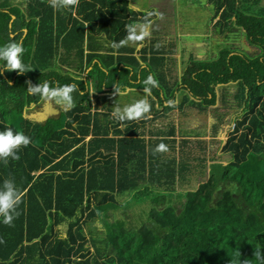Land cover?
I'll return each instance as SVG.
<instances>
[{
	"label": "trees",
	"instance_id": "trees-1",
	"mask_svg": "<svg viewBox=\"0 0 264 264\" xmlns=\"http://www.w3.org/2000/svg\"><path fill=\"white\" fill-rule=\"evenodd\" d=\"M128 1L79 0L77 6L59 11L47 0H26V8L0 2V36L20 42L23 32L11 38L15 31L10 32L9 24L15 16L12 28L18 23L28 30L22 60L31 69L0 72V131L11 127L31 137L29 146L20 148L19 160L0 162V186L14 178L24 192L12 226L0 218V264H243L246 259L259 264L254 251L260 248L264 254V8H253L261 0H210L215 4L210 24L219 17L213 26L216 35L227 43L243 32L249 49H224L211 61L198 63L184 79L193 96L188 94L180 107L189 105L200 114L216 105L215 88L224 85L227 94L222 91L220 108L237 114L222 150L229 155L227 161L205 152L198 157L186 148L187 138L179 147L164 140L147 144L138 134L144 121H156L163 102L175 96L164 74L153 75L164 85L165 96L151 88L158 99L151 101L152 118L119 122L111 115L103 84L110 87L119 78L122 85L135 87L137 77H130V70L116 67L106 74L96 65L93 73L100 76L95 77L98 86L91 99L82 91L80 78L64 75L54 65L55 59L79 66L84 59L91 65L95 58H104L108 69L116 62L110 55L133 52L112 47L126 36V25L138 22L139 14ZM106 59L112 61L108 66ZM126 60L136 73L137 61ZM149 75L142 71L138 88L143 89ZM29 81L76 85L75 106L43 124L30 120L27 110L42 101L27 92ZM230 83L236 93L226 100ZM92 100L96 110L103 104L107 112L93 114ZM161 144L166 150L156 151ZM185 171L195 176L188 180ZM197 175L202 183L194 190L186 188ZM127 196L150 200L146 221L135 227L116 215L122 208L117 199ZM60 226L68 228L65 238Z\"/></svg>",
	"mask_w": 264,
	"mask_h": 264
},
{
	"label": "crops",
	"instance_id": "crops-1",
	"mask_svg": "<svg viewBox=\"0 0 264 264\" xmlns=\"http://www.w3.org/2000/svg\"><path fill=\"white\" fill-rule=\"evenodd\" d=\"M14 1L15 0H11L10 2H8L5 0H0V2H8L10 7H13L15 5L19 6L22 4L21 7L26 8V6H24L23 3L24 0L18 1V3ZM160 1L162 3L157 2L153 4L154 6H152V8L156 10V13L153 10L146 12V13L152 12L156 14L150 17L151 18L150 20L152 21L150 27V35L147 38H145L143 43L140 45L129 44L124 46L128 49H133V52H127V53L121 52L120 54L115 53L113 55H110V56H114L116 60L113 68L105 69L104 64H106V61L104 58H95L91 65H89L86 59H84V61L79 66L78 65L75 66L71 61H67V63H61L60 59H55L54 65L55 66L58 65L59 67L63 68V72L65 73V75L71 76L73 79L80 78L84 82V86H85V90L82 89V91H86L85 92L86 94L90 93L91 99H94L93 95L96 91V87L98 86L97 82L95 83L94 81L96 80L95 79L96 76L93 73V70L96 65H98V67L103 71V73L106 74H108V71H110V69H116V67L119 69V71L121 70L123 71L126 68L127 70H130V77L132 76L137 77L135 81H132L133 83H135V87L129 88L126 85H122L120 83L119 78H117L116 82L110 87H107L105 83L103 84V90L107 94L106 96H109L111 98V100L109 101H110V105L113 107L117 104L121 106L126 104H131L140 99H146L151 106L154 102H157L158 99L154 96L152 92L150 94H146L143 91V89L137 87V85L140 84L142 71H148V73L152 76L156 73L164 74L167 78L168 86L174 87L176 89L175 96L172 98V101L163 102L164 103L163 111L159 114V117L156 121L149 123H147L149 120L144 121L145 126L143 125L138 130V134L143 136L141 138H143L147 144L151 139L160 140V141L164 140L168 142L165 143L166 145L175 143V145L179 147H181L183 140L187 138L188 140H190V143L188 144V146H186V148L189 151H191L193 154H196L198 157H202L203 152L209 155L210 152L214 150L216 146L219 145L217 149L219 155V153L222 152L223 147L229 137V134L232 131L230 130V127L231 126L232 128L234 127V120L237 118V114L234 113L233 109L220 108L222 107L221 106L222 97H225L222 91L226 93V91L223 88L224 85L219 84L215 88L216 99H217L216 105L214 107H211L206 114H200L194 108H190L189 105H187V107L184 109H181L180 107V104L188 97V94L190 96H193V93L186 88L187 85L184 83V79L188 73L193 72L194 69H198L197 67L198 63H203V62L205 63L211 61L213 58H216L217 54L222 52L224 49H229L232 46L236 45L237 43H235V41L239 39H241L240 40L241 44H244V46L246 47V49H244L243 47H241V49L243 51L246 50L248 51L249 45L246 40V35L243 32L240 34L239 32H237L235 34V38L229 39L227 43H225L226 41L224 42L220 39V35L219 36L217 35L216 41L220 45L216 49H214V47L212 49L208 47L207 50H200L198 49V47H204L205 45H211V44L207 40L200 41L201 37L198 36L197 34L191 32H185L184 27L180 25L179 22L172 25V22L168 20L169 19L168 12L169 11L172 12L173 10H171L170 6H164L166 2L165 0H160ZM128 2L130 9L134 10L139 14L136 16L138 22L142 21L145 12H143V8L139 4L140 3L143 4V2L139 0H129ZM10 3L12 5H10ZM209 4L211 5L212 3L209 1ZM259 7L264 8V6L261 5V2L257 6L258 10ZM15 19L16 17L12 16L9 24L10 32H12V30L15 31V34H13L11 38L13 39L16 36H19L21 32H23V36L20 40V42L23 43L24 38L28 33V30L23 28L22 25L19 27V24H17L16 29H13L12 27ZM218 19L219 17H217L212 22L211 28H213L214 24L218 21ZM179 34L183 38L180 41L177 40L178 38H180ZM174 35H177V38H173L172 36ZM20 37L21 36H19V38ZM102 39L105 40L106 36L102 35ZM189 39H192L191 43H187ZM197 40H199L198 46H196ZM257 53H259V50H257ZM235 54L238 53L237 52L231 53V56ZM85 55L86 56L88 55L87 51ZM104 55H109V54H104ZM120 58H125V59H120ZM128 58H134L135 61H137L138 71L136 73L133 69V66L131 67L130 65L131 63L129 62V60H126ZM106 60H107V66L110 65V63L112 62L111 59H106ZM1 62L2 61H0V64H2ZM151 63H153V66L151 65ZM81 66L82 68L79 69ZM101 76L104 77L103 75ZM115 86L126 88L128 89V92L124 95L118 96V94L115 93ZM226 87L229 92L226 100H232V98L236 93V87H234V83H230ZM157 89H158V93L160 94V97L164 98L165 96L164 85L159 84L157 86ZM136 91L140 93V96L137 97L138 99L135 97V94H130ZM209 98L211 99L212 97L210 96ZM152 99H154V102H151ZM90 105H91V112L93 114L96 111L98 112L104 111L103 104H100L98 110H96L95 101L92 100V103ZM34 107L35 106H33V108ZM156 107L157 108L159 107V103H156ZM215 108L216 109L220 108V109L216 111ZM159 109H161V107ZM58 110H60V108ZM54 112L55 111L51 108V106L47 104L44 112L41 113L39 116L42 119L44 115L47 114L51 115L54 114ZM223 114H226L225 116L226 118L224 117V119L222 117ZM51 118H56V117H51ZM151 118H152V113L151 111H149L143 116L142 119L140 118L135 121H142L143 119H151ZM122 128H124V126H122ZM89 139L90 138H88L87 141ZM201 140L204 141L202 145H200ZM170 153L172 155V152ZM209 165L211 166L210 162ZM197 180L198 179L196 178L195 181ZM194 182H192L191 185H194ZM201 183H202V179H199L194 187H192L189 184L186 186V188H192L194 190ZM135 194L136 192L133 193V195ZM127 198H131L132 200L133 196H127Z\"/></svg>",
	"mask_w": 264,
	"mask_h": 264
},
{
	"label": "clouds",
	"instance_id": "clouds-1",
	"mask_svg": "<svg viewBox=\"0 0 264 264\" xmlns=\"http://www.w3.org/2000/svg\"><path fill=\"white\" fill-rule=\"evenodd\" d=\"M78 3L79 0H47L48 6L56 11L75 7ZM153 15L156 14L149 12L142 21L126 25V36L119 42L114 41L112 47L119 50L122 46L129 44H142L145 38L150 35L152 21L149 18ZM24 51L23 43L19 41L10 40L8 43L0 45V61L3 62L0 64V72L15 71L18 74H23L30 71L31 69L22 60ZM27 83V92L30 95L39 96L43 103L54 104L65 111L71 110L75 106L72 93L77 86L74 84L51 86L47 81L35 85L31 81ZM143 85V91L146 94H150L151 88L157 87L158 82L152 75H149L143 81ZM127 92L128 89L115 86V93L118 96ZM150 107L146 99H140L123 106L115 105L111 115L119 122L138 120L150 111ZM30 143L31 137L25 135L22 131L14 132L11 127L0 131V162L7 165L9 159L19 160L18 152L20 148L27 147ZM163 150H166L165 145L157 146L156 151ZM23 196L24 192L16 186L14 178H6L3 181L2 186H0V218H2L3 224L12 226L13 221L19 217L20 211L18 209L22 203ZM254 257L259 261V264H264V254L261 253L260 248L255 249ZM243 264H249V260H244Z\"/></svg>",
	"mask_w": 264,
	"mask_h": 264
},
{
	"label": "rangeland",
	"instance_id": "rangeland-1",
	"mask_svg": "<svg viewBox=\"0 0 264 264\" xmlns=\"http://www.w3.org/2000/svg\"><path fill=\"white\" fill-rule=\"evenodd\" d=\"M7 1L10 2L11 0H7ZM18 1H23V0H15L14 2L18 3ZM25 1L26 0H24L23 3ZM139 1L143 2V4L140 3L139 5L143 8V12H145L144 14H147L146 12L151 11V10H153L156 13V10H154L152 8V6H154L153 4L157 3V2L162 3L160 0H139ZM165 1L166 2H165L164 6H170L171 10L174 11V13H173V11L168 12V17H169L168 20H170L172 22V25L179 22V24L184 27L185 32H191V33L197 34L198 36L201 37L200 41H206L207 40L211 44V45H205L204 47H198V49L207 50L208 47L210 49H212L213 47H214V49H216L220 45L216 41V36H217L216 30L214 28H211L212 24H210V22H209L210 18L212 17V12L214 11V8H215L214 3L210 5L209 4L210 0H165ZM10 5H12V4L10 3ZM261 5L264 6V0H261ZM24 6H26L25 3H24ZM253 10L258 11V8L254 7ZM179 36H180V38L177 39L178 41L183 39L180 34H179ZM172 37L177 38V35H174ZM243 38H245V37H243ZM191 40L192 39H189L187 43H191L192 42ZM240 40L241 39L235 41V43H237L238 46L246 49L244 44H241ZM9 41H10V39H8L7 37L0 36V45L8 43ZM201 43H203V42H201ZM198 45H199V40H197V43H196V46H198ZM59 57H61L60 53H59ZM60 72L65 75L63 70H60ZM96 76L99 77L100 75L97 74ZM130 94H135L136 98L138 96H140V93L137 91L134 93H130ZM232 100H233V98H232ZM46 105H47L46 103L43 105L41 104L38 108H36L34 110L41 112L42 109L46 108ZM51 106H53L57 110L59 109V107L54 105V104ZM37 109H39V110H37ZM104 112H107V110H104ZM51 115H54V114H51ZM60 115H61V111H60ZM25 116L28 118H31V119H37V116L35 117L31 111H27ZM51 117H58V114L51 116ZM64 119H65V114L63 113L62 116L60 117V119H58L60 121L59 124H57L56 122L53 123L54 125L57 124L56 125L57 129H59L60 123L62 124ZM230 130H233L232 126L230 127ZM218 147H219V145L216 146L214 148V150H212L210 152L209 156L210 157L214 156V157L220 158L222 160H226V161L229 160L230 158H229V155H227V154H224L221 152L218 155V151H217ZM184 174H188L187 175L188 180L192 179L195 176V174H192L189 171H185ZM196 177H197V179L200 178L199 175H197ZM197 182H198V180L195 181L194 185H191V186L194 187ZM150 188H151V186H150ZM117 200L119 202V205L122 207L121 208L122 210L120 209L118 212H116V215L119 218L124 217V219L128 222L129 226L135 227L136 225H140L141 223L146 221V219H147L146 215L150 209V208H148L149 207V201H150L149 198L141 200V201H140V199H138L136 201L131 200V198H127L124 200L118 198ZM125 207L130 209V210H128V211L123 210ZM133 207H135V208H133ZM98 224L99 223H96V225H98ZM57 229H58L59 233L63 236V238H65L67 236V229L68 228L66 229L63 226H60ZM88 238H90V237L88 236Z\"/></svg>",
	"mask_w": 264,
	"mask_h": 264
},
{
	"label": "water",
	"instance_id": "water-1",
	"mask_svg": "<svg viewBox=\"0 0 264 264\" xmlns=\"http://www.w3.org/2000/svg\"><path fill=\"white\" fill-rule=\"evenodd\" d=\"M49 105H50V104H49ZM50 106H51V105H50ZM51 108L55 111V112H54V115H57V114H58V116L60 115V111H61V109H60V110H57V109H55L53 106H51ZM44 110H45V109H42L41 112H40V111H36V112L34 113V116H35V117L37 116V119H31V118H29V119L32 120V121H34V122H36V123H40V124L46 123V122L51 118V116H54V115H49V114H47V115H44V117L41 119L39 115H40L41 113H43ZM27 118H28V117H27Z\"/></svg>",
	"mask_w": 264,
	"mask_h": 264
},
{
	"label": "flooded vegetation",
	"instance_id": "flooded-vegetation-1",
	"mask_svg": "<svg viewBox=\"0 0 264 264\" xmlns=\"http://www.w3.org/2000/svg\"><path fill=\"white\" fill-rule=\"evenodd\" d=\"M43 104H45V103H42V105H43ZM40 108H41V107H40ZM29 110H30V109H28L27 111H29ZM37 110H39V109H37ZM30 111L34 114V112H35L36 110H34V111H33V110H30Z\"/></svg>",
	"mask_w": 264,
	"mask_h": 264
}]
</instances>
